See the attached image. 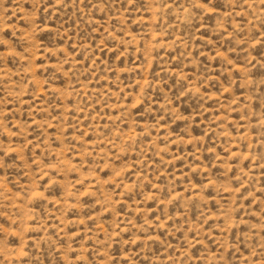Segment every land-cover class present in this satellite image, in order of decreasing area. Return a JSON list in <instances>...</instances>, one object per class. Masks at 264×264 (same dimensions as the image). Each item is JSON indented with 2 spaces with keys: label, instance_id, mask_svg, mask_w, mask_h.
<instances>
[{
  "label": "rangeland",
  "instance_id": "374dc122",
  "mask_svg": "<svg viewBox=\"0 0 264 264\" xmlns=\"http://www.w3.org/2000/svg\"><path fill=\"white\" fill-rule=\"evenodd\" d=\"M0 264H264V0H0Z\"/></svg>",
  "mask_w": 264,
  "mask_h": 264
}]
</instances>
